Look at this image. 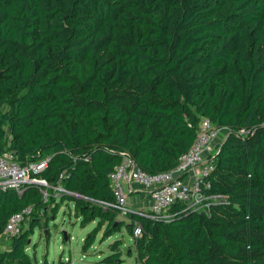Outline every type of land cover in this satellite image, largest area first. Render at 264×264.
I'll list each match as a JSON object with an SVG mask.
<instances>
[{
    "label": "trees",
    "instance_id": "16d2710c",
    "mask_svg": "<svg viewBox=\"0 0 264 264\" xmlns=\"http://www.w3.org/2000/svg\"><path fill=\"white\" fill-rule=\"evenodd\" d=\"M202 117L228 129L206 189L219 199L209 211L177 202L170 221L140 211L125 221L114 166L130 154L151 173L175 167ZM6 150L21 164L49 157L38 175L51 187L0 188V235L34 209L0 264H39L31 235L58 200L74 202L82 226L95 222L84 253L125 227L139 264H264V0H0ZM123 243L103 262L120 260Z\"/></svg>",
    "mask_w": 264,
    "mask_h": 264
},
{
    "label": "built area",
    "instance_id": "2783aa9c",
    "mask_svg": "<svg viewBox=\"0 0 264 264\" xmlns=\"http://www.w3.org/2000/svg\"><path fill=\"white\" fill-rule=\"evenodd\" d=\"M223 128L217 127L209 118L202 117L199 123L198 134L191 147L184 152L175 167L161 172L151 173L142 169L130 154H124L121 162L114 166L109 174L110 187L115 195L119 208V215L126 217L135 212L128 203L131 191L142 186L146 190L149 209L144 214L157 219L170 221V208L177 202H183L187 210L209 211L212 204L219 197L206 193L210 187L209 175L214 169L215 157L221 142H217ZM240 135H245L242 128ZM49 157L40 161L21 164L12 151L6 150L0 154V188H15L23 190L28 184H38L45 197L49 195L51 187L48 180L40 175L48 165ZM55 196L66 191L63 187H54ZM135 208V207H134ZM33 207L13 213L6 222L4 234L10 239L18 235L22 227L27 225L33 213ZM134 234H142V225L136 223ZM64 264H77L65 259Z\"/></svg>",
    "mask_w": 264,
    "mask_h": 264
},
{
    "label": "rangeland",
    "instance_id": "374dc122",
    "mask_svg": "<svg viewBox=\"0 0 264 264\" xmlns=\"http://www.w3.org/2000/svg\"><path fill=\"white\" fill-rule=\"evenodd\" d=\"M228 129L223 128L218 138V143L222 140L223 136H226ZM57 198V196H54ZM57 202H51L47 208L46 216H43V221L46 220L44 228H40L37 224L33 234L31 235V241L29 246V252L32 260L41 264L45 257L49 263H57L60 256H63V260L69 258V261H73L77 264H108L103 262V258L110 252L111 243L118 238H122L124 243L122 244L123 256L120 260H117L115 264H139L135 259V254H127L126 249L130 244V237L126 228L122 229V232L115 233L111 237L102 241L99 236L96 239L91 252L84 253L82 251L83 239L87 233L94 227L95 222H91L87 225H81V217H77L74 209V202L72 200H65L59 204ZM128 203L131 207H135L133 200H129ZM135 211H137V208ZM143 212L142 210H139ZM128 216V215H127ZM125 217V221L129 220V216ZM130 221V220H129ZM128 221V222H129ZM5 237L0 236V245L6 244Z\"/></svg>",
    "mask_w": 264,
    "mask_h": 264
},
{
    "label": "crops",
    "instance_id": "0c3cea01",
    "mask_svg": "<svg viewBox=\"0 0 264 264\" xmlns=\"http://www.w3.org/2000/svg\"><path fill=\"white\" fill-rule=\"evenodd\" d=\"M224 137L225 136L222 137V140ZM130 200H133V203H135L134 205H135V208H137V211H139V210L146 211L149 209L150 201H148V197L146 195V190L143 189L142 186H137V189H134V191H131ZM0 236L5 237V239L8 243L9 238L4 234V232ZM7 243L4 245H0V249H4L7 246ZM60 258H63V256H60Z\"/></svg>",
    "mask_w": 264,
    "mask_h": 264
}]
</instances>
